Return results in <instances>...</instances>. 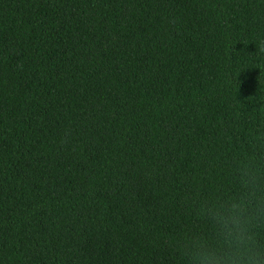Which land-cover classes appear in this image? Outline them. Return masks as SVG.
<instances>
[{"label": "trees", "instance_id": "trees-1", "mask_svg": "<svg viewBox=\"0 0 264 264\" xmlns=\"http://www.w3.org/2000/svg\"><path fill=\"white\" fill-rule=\"evenodd\" d=\"M261 40L264 0H0V264H174L264 121Z\"/></svg>", "mask_w": 264, "mask_h": 264}, {"label": "clouds", "instance_id": "clouds-1", "mask_svg": "<svg viewBox=\"0 0 264 264\" xmlns=\"http://www.w3.org/2000/svg\"><path fill=\"white\" fill-rule=\"evenodd\" d=\"M69 139L66 132L60 143ZM228 170L229 186L186 192L183 204L201 226L169 241L174 264H264V121L249 131L247 149L232 155Z\"/></svg>", "mask_w": 264, "mask_h": 264}]
</instances>
